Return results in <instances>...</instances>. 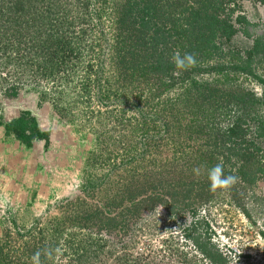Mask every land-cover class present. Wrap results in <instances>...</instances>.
<instances>
[{"label": "rangeland", "instance_id": "1", "mask_svg": "<svg viewBox=\"0 0 264 264\" xmlns=\"http://www.w3.org/2000/svg\"><path fill=\"white\" fill-rule=\"evenodd\" d=\"M125 1L0 0V122L49 173L20 212L0 195V264H264V0H223L234 33L169 73L120 64ZM221 158L238 181L213 193Z\"/></svg>", "mask_w": 264, "mask_h": 264}, {"label": "trees", "instance_id": "2", "mask_svg": "<svg viewBox=\"0 0 264 264\" xmlns=\"http://www.w3.org/2000/svg\"><path fill=\"white\" fill-rule=\"evenodd\" d=\"M223 2V0H188L182 9V16L177 18L172 14L157 16L156 5L151 4L149 0H126L118 18L121 32L126 38L125 41L123 40L124 47L119 59L120 64L123 66L129 64L126 66L127 70L135 72L137 69L138 71L143 70V68L134 65L137 59L142 58L143 62L156 58L153 68L162 70L160 65H163L167 67H165L166 73H169L173 70L172 65H174L172 57L165 61V65L162 54L157 53L156 50L159 45L164 46L170 41L175 45L180 44L181 49L184 50L183 54L194 53L196 59L205 58V56L211 58L214 52L220 49V46L215 42L216 37L218 35L230 36L234 33V26L230 20L221 17L217 12ZM161 19L163 21H160ZM237 20L242 25L243 33L250 34L247 28L253 27L254 23L245 18ZM139 40H146V46L142 53L138 46L141 43ZM263 42L262 37L256 36L253 45L256 48ZM147 44L149 45L147 46ZM252 99L254 100V97ZM16 122L13 121L12 125H16ZM18 122H22V127L25 130L26 123H23V119H18Z\"/></svg>", "mask_w": 264, "mask_h": 264}, {"label": "crops", "instance_id": "3", "mask_svg": "<svg viewBox=\"0 0 264 264\" xmlns=\"http://www.w3.org/2000/svg\"><path fill=\"white\" fill-rule=\"evenodd\" d=\"M15 134L0 122V195L10 198V207L20 212L34 192H48L49 173L43 167L42 144L32 140L28 146Z\"/></svg>", "mask_w": 264, "mask_h": 264}, {"label": "clouds", "instance_id": "4", "mask_svg": "<svg viewBox=\"0 0 264 264\" xmlns=\"http://www.w3.org/2000/svg\"><path fill=\"white\" fill-rule=\"evenodd\" d=\"M172 62L177 70H188L197 64L196 56L194 53H184L181 55L180 51L177 50L173 53ZM176 74V73H174ZM194 174L197 176L200 174V169L194 168ZM209 191L216 192L218 189H228L235 185L238 181V177L234 174L225 175L224 162L221 158L217 164H215L208 171ZM41 253L37 251L32 256L33 264H41L40 262Z\"/></svg>", "mask_w": 264, "mask_h": 264}, {"label": "built area", "instance_id": "5", "mask_svg": "<svg viewBox=\"0 0 264 264\" xmlns=\"http://www.w3.org/2000/svg\"><path fill=\"white\" fill-rule=\"evenodd\" d=\"M1 211H3V210L1 209Z\"/></svg>", "mask_w": 264, "mask_h": 264}]
</instances>
